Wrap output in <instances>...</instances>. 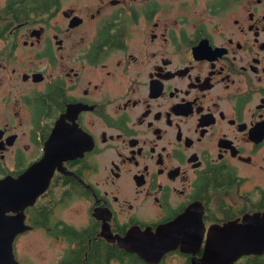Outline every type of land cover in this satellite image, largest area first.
I'll use <instances>...</instances> for the list:
<instances>
[{
	"label": "flooded vegetation",
	"instance_id": "af4514ba",
	"mask_svg": "<svg viewBox=\"0 0 264 264\" xmlns=\"http://www.w3.org/2000/svg\"><path fill=\"white\" fill-rule=\"evenodd\" d=\"M35 165L19 264H264V0H0V180Z\"/></svg>",
	"mask_w": 264,
	"mask_h": 264
},
{
	"label": "water",
	"instance_id": "95a60500",
	"mask_svg": "<svg viewBox=\"0 0 264 264\" xmlns=\"http://www.w3.org/2000/svg\"><path fill=\"white\" fill-rule=\"evenodd\" d=\"M52 172L41 174L38 166L18 179L0 180V264H19L14 254V240L25 231L24 210L33 205L50 182ZM9 211L17 214L7 215ZM247 243L245 247H249ZM165 251L172 249L166 241L160 246ZM205 264H231L232 255L222 252V245L211 246L204 257Z\"/></svg>",
	"mask_w": 264,
	"mask_h": 264
},
{
	"label": "rangeland",
	"instance_id": "374dc122",
	"mask_svg": "<svg viewBox=\"0 0 264 264\" xmlns=\"http://www.w3.org/2000/svg\"><path fill=\"white\" fill-rule=\"evenodd\" d=\"M18 248H20V242L18 243ZM34 248H35V246H34Z\"/></svg>",
	"mask_w": 264,
	"mask_h": 264
}]
</instances>
